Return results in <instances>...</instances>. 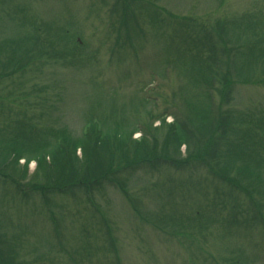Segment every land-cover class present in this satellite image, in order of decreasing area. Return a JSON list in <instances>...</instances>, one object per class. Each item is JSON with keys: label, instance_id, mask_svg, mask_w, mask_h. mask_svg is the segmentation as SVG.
<instances>
[{"label": "rangeland", "instance_id": "obj_1", "mask_svg": "<svg viewBox=\"0 0 264 264\" xmlns=\"http://www.w3.org/2000/svg\"><path fill=\"white\" fill-rule=\"evenodd\" d=\"M0 264H264V0H0Z\"/></svg>", "mask_w": 264, "mask_h": 264}, {"label": "trees", "instance_id": "obj_2", "mask_svg": "<svg viewBox=\"0 0 264 264\" xmlns=\"http://www.w3.org/2000/svg\"><path fill=\"white\" fill-rule=\"evenodd\" d=\"M262 39L263 38H261V37L258 38L259 41H261ZM224 55L226 57H227V55H230V52L228 51V49H226V51L224 52ZM92 127H93L92 129H94V131H97V125H96V123ZM90 132H91V130H90ZM98 134L99 135H97V136L99 137L100 134H101V132L99 131ZM86 135H88V134L86 133ZM16 152L17 153H15V155H17V156H14L13 162L19 161L20 158H21V156L18 153H23L24 151L22 149H18ZM103 174L98 175L96 178L89 179V180H76V181L67 182L66 184H64L65 182H63L62 180L61 181H55L54 183L57 182L56 184H54V183H52L50 181V182H47L46 184H44V185H49L50 184L47 187L46 186L45 187L44 186H40V185H38L39 187H34V186L33 187L36 188V189H38V190H40V193L42 195H45V193H48V192H51V191H56V190H59V191L60 190H63L64 191V190L72 189V188L78 187V186L79 187H85V188H89V189L92 188L93 189L94 186H96V185H98V184H100V183L103 182V181H99V180H101L102 177H104ZM250 196H252V195H250Z\"/></svg>", "mask_w": 264, "mask_h": 264}]
</instances>
